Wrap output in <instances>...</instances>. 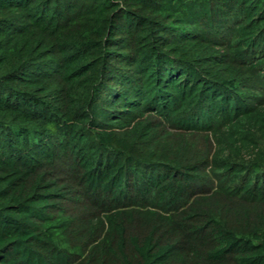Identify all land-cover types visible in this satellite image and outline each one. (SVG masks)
<instances>
[{"label": "trees", "instance_id": "obj_1", "mask_svg": "<svg viewBox=\"0 0 264 264\" xmlns=\"http://www.w3.org/2000/svg\"><path fill=\"white\" fill-rule=\"evenodd\" d=\"M0 264H264V0H0Z\"/></svg>", "mask_w": 264, "mask_h": 264}]
</instances>
